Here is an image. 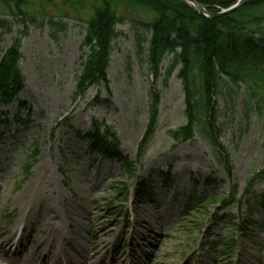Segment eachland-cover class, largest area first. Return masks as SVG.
Wrapping results in <instances>:
<instances>
[{"label": "rangeland", "instance_id": "374dc122", "mask_svg": "<svg viewBox=\"0 0 264 264\" xmlns=\"http://www.w3.org/2000/svg\"><path fill=\"white\" fill-rule=\"evenodd\" d=\"M2 18L7 25L0 27V60L20 40L24 89L18 101L28 108L19 114L30 119L25 126L0 125V243L11 242L0 249V264L7 257L43 264L46 255L47 264H89V255L96 256L95 264H264L258 197L240 208L212 204L209 215L197 207L233 191L239 200L248 178L264 168V107L257 108L245 87L223 84L215 98L219 143L233 165L228 178L218 153L199 133L173 149L170 133L187 123L181 66L171 70L169 56L154 72L150 35L138 26L117 27L108 84L87 85L82 95L86 24L24 25ZM138 18L149 21L152 15L141 12ZM156 101L154 133L138 159ZM17 110L18 102L0 105V114ZM94 121L113 128L116 149H109L110 141L106 147L136 164L133 178L127 179L118 159L89 152ZM36 144L38 156L26 177ZM160 173L174 182L162 184ZM142 179H149L151 196L136 202ZM121 188L131 194L125 203L116 194ZM255 190L263 194L264 183ZM25 191L30 195L22 198ZM229 240L235 247L221 249Z\"/></svg>", "mask_w": 264, "mask_h": 264}, {"label": "trees", "instance_id": "16d2710c", "mask_svg": "<svg viewBox=\"0 0 264 264\" xmlns=\"http://www.w3.org/2000/svg\"><path fill=\"white\" fill-rule=\"evenodd\" d=\"M194 1L205 6L210 13H218L238 0ZM141 12L151 14L152 20L139 19ZM0 16V27L7 25L3 16L21 20L24 25L48 22L51 26H61L65 20L86 24L83 47L89 53L83 62V74L78 84V91L82 93L87 85L108 84L107 71L113 43L118 37V25L127 22L138 26L136 30L147 31L151 34L148 60L154 72L160 70L162 62L170 55L173 56L171 70L181 65L179 78L186 99L187 124L171 133L173 141L179 146L199 133L218 151L219 160L226 164L231 175L233 167L229 166V155L218 140L220 128L216 127L215 98L222 92L221 86L228 83L236 88L245 87L250 97L256 100L257 108L264 107V0H254L232 14L213 20L201 17L178 0H0ZM21 59L18 40L0 60V100L4 105L10 104L24 89L19 69ZM20 107L26 106L20 104ZM156 107L157 103L152 107L153 115L140 152L154 133ZM103 127L93 124L90 147L106 154L108 148L102 139ZM104 130L106 137L116 141L110 128L104 127ZM125 168L132 177L133 166L125 162ZM162 179L165 183L170 181L166 176ZM263 182L264 169L248 180L246 196ZM149 186L148 179L139 184L138 202L150 196ZM117 191L125 201L128 191L125 188ZM234 201L233 195L231 202ZM212 202L228 204L226 198L213 197L210 203L200 206L203 215L208 214ZM261 206L264 209V195L261 196Z\"/></svg>", "mask_w": 264, "mask_h": 264}, {"label": "water", "instance_id": "95a60500", "mask_svg": "<svg viewBox=\"0 0 264 264\" xmlns=\"http://www.w3.org/2000/svg\"><path fill=\"white\" fill-rule=\"evenodd\" d=\"M181 1H184L188 4H190L191 6H193L195 8L196 12L201 16H205L207 18H218V17H222L224 15H227V14H230V13L236 11L237 9H239L240 7L244 6L245 4L251 2L252 0H239L236 5H234L230 9L225 10L219 14L207 13L206 8L204 6H202L201 4L195 2L194 0H181Z\"/></svg>", "mask_w": 264, "mask_h": 264}, {"label": "bare ground", "instance_id": "6f19581e", "mask_svg": "<svg viewBox=\"0 0 264 264\" xmlns=\"http://www.w3.org/2000/svg\"><path fill=\"white\" fill-rule=\"evenodd\" d=\"M28 195H30V191H25L24 193H22L20 196L22 197V198H26V197H28ZM16 201V200H15ZM14 203V202H13ZM15 204V203H14ZM11 245V242H10V239L8 238V239H6V240H2L1 241V243H0V249L1 250H3V249H7L9 246ZM90 256V259L89 258H87V261H90V263L89 264H95L96 263V261L95 260H97V259H95L96 258V256L95 255H89ZM48 255H46V257H45V259H44V261H43V264H47V260H48ZM100 260V259H99ZM91 261H93V262H91ZM4 263L5 264H23L21 261H18V260H14V258H12V257H7V258H5V260H4Z\"/></svg>", "mask_w": 264, "mask_h": 264}]
</instances>
